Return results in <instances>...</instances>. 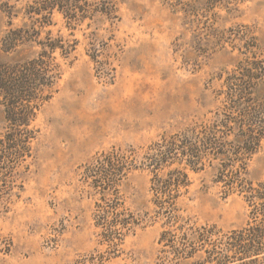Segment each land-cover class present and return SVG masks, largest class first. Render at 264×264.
I'll return each instance as SVG.
<instances>
[{
  "label": "rangeland",
  "instance_id": "rangeland-1",
  "mask_svg": "<svg viewBox=\"0 0 264 264\" xmlns=\"http://www.w3.org/2000/svg\"><path fill=\"white\" fill-rule=\"evenodd\" d=\"M30 1L0 4L23 9ZM69 1L83 13L80 20L68 25L56 6L44 31L75 48L68 59L58 58L55 91L31 124L38 129L31 155L14 167L7 210L0 207V264H99L89 259L105 245L93 224L96 196L84 180L85 164L102 150L145 147L211 115L241 45L255 37L264 54V0H202L188 13L174 8V0ZM23 20L21 13L10 18L0 11V60L9 58L1 50L4 32ZM6 125L0 103V136ZM246 176L264 179V138ZM190 177L178 202L183 216L225 230L246 223L241 194L226 195L209 169ZM148 187L145 170L129 172L121 185L126 204L145 210ZM160 231L158 222L128 234L119 256L104 264H156Z\"/></svg>",
  "mask_w": 264,
  "mask_h": 264
},
{
  "label": "trees",
  "instance_id": "trees-1",
  "mask_svg": "<svg viewBox=\"0 0 264 264\" xmlns=\"http://www.w3.org/2000/svg\"><path fill=\"white\" fill-rule=\"evenodd\" d=\"M196 2L203 3L174 0L172 6L187 8L188 13ZM56 6L65 12L68 25L83 16L69 0H31L23 9L9 2L0 4L8 17L21 13L24 18L1 38V50L9 54L0 60V103L7 122L0 136V207L4 211L14 167L31 155L38 131L32 121L61 76L58 58L68 59L75 48L74 41L52 35L50 29L44 31L52 24ZM252 38V43L241 45V57L216 90L218 105L211 115L162 134L145 147L102 150L85 164L84 180L96 196L93 224L98 243L105 245L97 255L89 254L91 263L104 264L119 256L128 234L160 222L156 264H264V179L252 181L246 176L248 163L264 138V54ZM134 169L145 170L149 176L150 197L141 212L131 209L121 192L124 179ZM206 169L226 195L243 196L248 207L243 226L225 230L216 224H199L179 212L178 202L191 185L190 174Z\"/></svg>",
  "mask_w": 264,
  "mask_h": 264
}]
</instances>
